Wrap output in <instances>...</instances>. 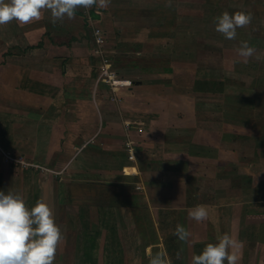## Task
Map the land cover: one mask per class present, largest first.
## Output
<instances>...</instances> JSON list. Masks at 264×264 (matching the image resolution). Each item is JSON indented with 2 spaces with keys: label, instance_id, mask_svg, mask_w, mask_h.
<instances>
[{
  "label": "crops",
  "instance_id": "0c3cea01",
  "mask_svg": "<svg viewBox=\"0 0 264 264\" xmlns=\"http://www.w3.org/2000/svg\"><path fill=\"white\" fill-rule=\"evenodd\" d=\"M233 1L251 23L235 40L220 34L201 60L198 7L209 17L213 0H111L56 24L46 10L39 21L0 26V191L19 192L29 208L42 199L66 209L59 225L75 222L72 208L89 209L86 223L78 213L82 233L62 231L54 264H149L157 253L191 264L225 233L238 264H264V0ZM89 18L114 69L135 84L119 103L96 85ZM242 41L255 49L247 61L236 51ZM127 122L141 144L134 164L123 148ZM3 153L48 171L17 169ZM123 174L142 189L113 187ZM196 205L207 220L188 217ZM178 224L189 243L173 234Z\"/></svg>",
  "mask_w": 264,
  "mask_h": 264
},
{
  "label": "clouds",
  "instance_id": "9594fccd",
  "mask_svg": "<svg viewBox=\"0 0 264 264\" xmlns=\"http://www.w3.org/2000/svg\"><path fill=\"white\" fill-rule=\"evenodd\" d=\"M110 3L111 0H0V26L13 21L18 25L39 21L46 10L51 13V22L56 24L65 18L74 19L79 8L106 9ZM251 21L250 13L225 11L213 22L217 33L235 40L237 29ZM236 51L245 61L255 53L247 41H242ZM188 217L200 223L208 219V211L204 205H196L189 209ZM173 234L181 242H190L191 233L180 224ZM62 240L52 206L41 199L29 208L19 192L0 191V264H54ZM216 240L208 243L201 254L194 255L191 264H238L237 242L228 233L218 235ZM176 255L179 259L180 252ZM149 264H169V261L164 254L157 253L149 258Z\"/></svg>",
  "mask_w": 264,
  "mask_h": 264
},
{
  "label": "rangeland",
  "instance_id": "374dc122",
  "mask_svg": "<svg viewBox=\"0 0 264 264\" xmlns=\"http://www.w3.org/2000/svg\"><path fill=\"white\" fill-rule=\"evenodd\" d=\"M238 3L239 2H236V1H233V0H220V1L219 0H213V5H217L220 8L218 10V16L221 15V13H223L225 11L229 12L230 14H233L236 11H239L240 7L238 6ZM251 3L253 4V1ZM201 5H202V3L199 2V7H198L199 16L197 18V25H198L197 38H198V55H199L198 59L199 60L205 59V58H200V56H202L204 54V50H208L209 46H212V47L213 46L214 47L218 46V42H219V39H220V34L219 33L215 32V31L207 30V28H214L215 29V24L213 22L215 16H214V13H211V9H213L212 8L213 5L211 3H208V7H207L206 10H207V14H209V17L207 15H205V14L200 15V13H201L200 10L202 9ZM230 57L232 58V56H230ZM233 82H235V81L233 80ZM231 96H233V95L231 94ZM229 98H230V96H229ZM132 133H133V131L129 132V135L131 134V136H133ZM139 144H140V141H139ZM92 145L93 144H90L89 146H92ZM86 146H88V145H86ZM89 146H88V148H90ZM86 148L83 147L81 149V151H84ZM123 148H124V152L126 153L125 154V158H126V161H127L128 160V153L126 151L125 145L123 146ZM139 148H141V144L137 147V151H138ZM128 162L133 164L129 160H128ZM137 162H138V159L136 158V163ZM124 164H127V163H124ZM131 167L134 168V166H131ZM139 167H140V165H139ZM22 170H24V169H22ZM111 179H112L111 181L114 182V184H112L113 187L117 186V185H125V184H128V183L130 185H126V186H133L135 184L134 182L136 180V179H133L132 176H125V175L124 176H115V177H112ZM86 180H88V177L86 178ZM103 181H107V180H104V178H103ZM87 183H91V182H87ZM13 186L14 185H12V188H13ZM135 186H136V184H135ZM14 193H15V191H14ZM53 209H54V212H55V218L57 220L56 223L59 225V223L61 224V222H63V220L65 218V214H63V215H61V214H62L63 211L65 212L66 209L65 210H61V211L55 209L54 207H53ZM78 213L81 216L83 222H85V223L87 222L88 218H87L86 215L89 213V209L81 208L79 210V212H78L77 207H74V208H72L70 210L69 214L71 215L72 218H74L75 222L71 223L70 222V216L66 217L67 218V225H64V224L59 225L60 228H61V231H71V232H79V233L83 232L84 228H83V225H81V223H79ZM94 221H98V219L94 218ZM84 225L86 226V224H84ZM90 228H91V232H96V233H100V234H104L103 232H105V229H104L105 227L101 226L100 223H94V224L92 223ZM108 231L111 232L112 231L111 228H108ZM113 232H114V229H113Z\"/></svg>",
  "mask_w": 264,
  "mask_h": 264
},
{
  "label": "built area",
  "instance_id": "2783aa9c",
  "mask_svg": "<svg viewBox=\"0 0 264 264\" xmlns=\"http://www.w3.org/2000/svg\"><path fill=\"white\" fill-rule=\"evenodd\" d=\"M88 24L92 29V37H93V55L100 59V67L99 72L96 78V85H105L111 93V101L119 103L122 99L119 95V92L131 89L134 86V82L130 79L122 78L118 72L114 69L113 64L106 53V36L104 31L95 26L93 21L89 18ZM134 124L127 122L125 129L127 133L132 131V127ZM136 132L137 134L145 133V128L142 125L136 124ZM130 135H128L127 140L125 142V148L128 153V160L133 164L136 163V158L138 155L137 147L140 145L134 139H132ZM4 162L10 166L30 170H44L48 171L46 168L42 166L35 165L31 162H28L25 157L13 155L11 153H3ZM50 172V171H49ZM51 174H53L51 172ZM136 174H139L138 172ZM137 190H141L142 187L140 185H136Z\"/></svg>",
  "mask_w": 264,
  "mask_h": 264
}]
</instances>
